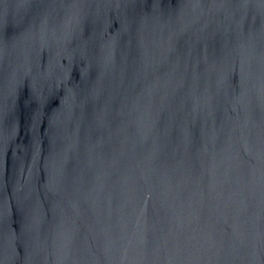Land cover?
<instances>
[{"label": "water", "instance_id": "1", "mask_svg": "<svg viewBox=\"0 0 264 264\" xmlns=\"http://www.w3.org/2000/svg\"><path fill=\"white\" fill-rule=\"evenodd\" d=\"M0 264H264V0H0Z\"/></svg>", "mask_w": 264, "mask_h": 264}]
</instances>
